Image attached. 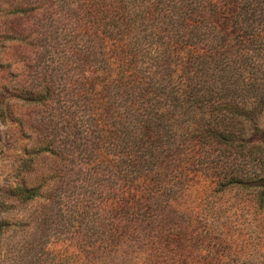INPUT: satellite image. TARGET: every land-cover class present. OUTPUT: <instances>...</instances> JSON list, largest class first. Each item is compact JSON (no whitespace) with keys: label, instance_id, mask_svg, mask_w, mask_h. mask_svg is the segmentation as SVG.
<instances>
[{"label":"rangeland","instance_id":"374dc122","mask_svg":"<svg viewBox=\"0 0 264 264\" xmlns=\"http://www.w3.org/2000/svg\"><path fill=\"white\" fill-rule=\"evenodd\" d=\"M111 2L0 0V264H198L211 260L200 249L212 239L209 231L220 237L225 261L264 262L260 188L218 190L231 178L264 179V129L249 131L232 145L212 144L210 138L217 119L264 124V0L183 2L190 10L199 3L219 10L221 16L213 21L236 25L247 40L209 53L204 76L200 61L193 63L200 98L192 103L191 115L179 118V137L162 166L170 180L177 177V185L188 188L179 201L208 229L193 238L199 252L192 254L175 244L162 252L147 250L144 232L138 230L132 241L131 230L115 231L114 200L91 177L100 154L109 159L112 151L110 138L98 136L94 104L110 107L111 119L115 91L104 84L95 95L98 87L87 71L104 70L110 61L106 65L94 50L87 53L85 34L74 27L85 22L86 11L108 8ZM251 28L263 33L261 39H248ZM152 111L140 107L145 124ZM107 177H101L105 183ZM33 187L38 195H20L21 188Z\"/></svg>","mask_w":264,"mask_h":264},{"label":"trees","instance_id":"16d2710c","mask_svg":"<svg viewBox=\"0 0 264 264\" xmlns=\"http://www.w3.org/2000/svg\"><path fill=\"white\" fill-rule=\"evenodd\" d=\"M110 1L112 5L108 8L86 11L85 22L74 27L77 33L85 34L82 42L87 53L94 50L105 62L110 61L108 65L106 62L104 70L87 71L91 79L86 78L98 87L95 95L100 96L104 84L115 91L111 119H108L110 107L101 102L94 104L97 111L92 115L97 122L98 136L110 138L112 151L109 159L103 152L100 154L104 160H99V168L91 177L98 180L99 189L114 200L115 231L131 230L132 241L138 230L144 232L147 250L162 252L165 246L175 244L179 248L186 246L185 252L190 254L199 252L198 247L192 245L193 238L199 239L208 229L199 217L193 219V212H187L185 202L179 201L180 194L188 188L177 185V177L176 182L170 180L169 171L166 174L162 166L179 137V118L191 115L192 103L200 98L195 91L193 63L200 61L204 76L205 58L209 53H222L228 50L230 43L247 40L239 34L236 25L213 21L221 12L205 5L201 7V3L190 10L183 6L185 0H169L163 5L154 0L156 7H151L149 0H123L127 5H121L118 0ZM68 10L74 15L84 14L79 8ZM250 30L249 40L261 39L263 33L258 28ZM86 36L89 39H85ZM232 63L230 67L235 69L236 61ZM222 97V104H226L224 95ZM140 107L153 110L149 124L143 122ZM247 125L234 120H214L210 133L212 144L232 145L249 131L263 132V123ZM104 175L108 176L109 183L101 178ZM244 185L260 188L261 206L264 179L255 178L248 183L231 178L221 183L218 190ZM20 193L30 198L38 195V189L21 188ZM209 232L212 239L209 238L208 245L200 244V249L211 260L198 264H264L225 261L228 255L219 250L222 248L220 237Z\"/></svg>","mask_w":264,"mask_h":264}]
</instances>
